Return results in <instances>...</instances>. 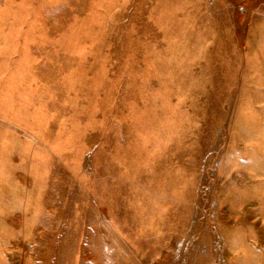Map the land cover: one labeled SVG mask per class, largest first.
Segmentation results:
<instances>
[{"label":"rangeland","instance_id":"374dc122","mask_svg":"<svg viewBox=\"0 0 264 264\" xmlns=\"http://www.w3.org/2000/svg\"><path fill=\"white\" fill-rule=\"evenodd\" d=\"M0 264H264V0H0Z\"/></svg>","mask_w":264,"mask_h":264}]
</instances>
